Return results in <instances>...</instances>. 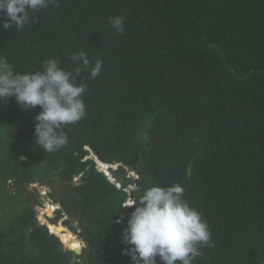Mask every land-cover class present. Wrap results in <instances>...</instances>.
I'll use <instances>...</instances> for the list:
<instances>
[{
	"label": "trees",
	"instance_id": "1",
	"mask_svg": "<svg viewBox=\"0 0 264 264\" xmlns=\"http://www.w3.org/2000/svg\"><path fill=\"white\" fill-rule=\"evenodd\" d=\"M114 16L125 18L123 34ZM79 51L103 67L95 79L77 78L87 84V114L64 126L67 145L45 152L35 143L40 107L0 101V182L12 179L19 192L5 187V197H15L59 174L69 188L60 202L87 252L76 254L85 241L56 224L57 204L52 223L39 215L47 225L27 204L0 224V264H135L122 253L135 207L124 203L130 192L135 202L150 186L172 184L185 188L215 243L192 264H264V0H59L22 30L0 27V55L17 72L49 58L71 69ZM91 152L121 163L110 168L120 187Z\"/></svg>",
	"mask_w": 264,
	"mask_h": 264
},
{
	"label": "clouds",
	"instance_id": "2",
	"mask_svg": "<svg viewBox=\"0 0 264 264\" xmlns=\"http://www.w3.org/2000/svg\"><path fill=\"white\" fill-rule=\"evenodd\" d=\"M49 6L59 7V0H0V27L15 26L17 31L22 30L35 12ZM109 21L115 31L123 34V16L110 17ZM69 59L73 62L71 69L62 68L59 59L49 58L42 62L40 70L21 73L0 55V101L14 97L25 111L40 107L41 111L35 115V143L49 153L70 142L64 126L77 124L87 114L83 100L87 84L77 82V78L87 71L95 79L103 67L102 60L93 64L84 51L70 54ZM90 157L101 160L93 152ZM112 164L106 169L96 166L120 187L121 182L110 168L116 169L121 163ZM131 176L138 178V174ZM184 192L180 184L153 185L144 189L135 202L129 195L124 205L135 207L123 230V241L131 246L130 250H124L135 264H157V257L163 264H192L202 254V248L215 246L207 220L184 199Z\"/></svg>",
	"mask_w": 264,
	"mask_h": 264
},
{
	"label": "rangeland",
	"instance_id": "3",
	"mask_svg": "<svg viewBox=\"0 0 264 264\" xmlns=\"http://www.w3.org/2000/svg\"><path fill=\"white\" fill-rule=\"evenodd\" d=\"M114 166H117V164H115ZM105 167H103V169L107 168V167L106 168ZM101 168H102V166H101ZM129 173L132 175H135V176L137 174L135 170L130 171V172L128 171V174ZM135 179H136V177H135ZM74 181H75V183L79 182V176L74 177ZM25 184L28 187L27 190L21 191L15 197H5V187L11 193H14L16 191L19 192V189H18V187H16V185L14 184L12 179L8 180L4 184V188L1 186V182H0V224L3 227L7 228L11 224V222L13 221L14 216L21 213L26 208L27 204H31L33 209L36 211L37 219H38L39 223L47 224L46 222H41V220L39 218L40 213H43L44 215H46L48 220L52 223V220L54 219V213L56 210L59 209L61 211L62 215H59L58 218L56 217L57 219H59L56 224H58L60 226V230L63 229V230L69 231V232H73V233L78 234V236H80V228L78 226V224H79L78 220H76L75 217L68 215L65 212L62 203L60 202L61 201V194L68 192L69 188H68L66 182L60 177L59 174H55L52 172V173H50V175L43 176V177L41 176L39 178L38 182H36V183L27 182ZM36 184H39L42 187L44 186L45 192L44 193L41 192L42 188H41V190H38L36 188ZM135 187H136L135 184H130V185L128 184L126 188H127V190L131 191V189H133ZM130 199L131 198H129L127 202H129ZM47 201H49L51 203L58 204L59 207L54 212L50 213L49 208L51 207V205L49 203L47 204L46 203ZM42 207H45V210L47 211V213L42 212V209H41ZM64 213H66L67 215ZM64 220H69V223L64 225V223H63ZM53 233L56 234L55 232H53ZM81 238L83 239V237H81ZM85 243H86V241H85ZM87 249H88V245L86 243L84 250H87ZM75 253L76 254H83L84 251H82L80 253H77V252H75ZM122 253L127 254V251L123 250ZM74 260H75V258H73L72 262H74ZM78 260L83 262V260L81 258ZM132 261H133V259L131 256L129 259V262H132ZM128 264H130V263H128Z\"/></svg>",
	"mask_w": 264,
	"mask_h": 264
},
{
	"label": "bare ground",
	"instance_id": "4",
	"mask_svg": "<svg viewBox=\"0 0 264 264\" xmlns=\"http://www.w3.org/2000/svg\"><path fill=\"white\" fill-rule=\"evenodd\" d=\"M95 161L97 162V163H96L97 165H98V164L100 165V166L98 165L100 168H101V166H102V169H103V167H105V166H106V167L109 166L106 162H102V161L98 160L97 158H95ZM106 167H105V168H106ZM41 188H42L41 192L44 193V192H45V187L43 186V187H41ZM45 201H46V200H45ZM46 203H47V204L49 203V204L51 205V207L49 208V212H51V210H52V208L54 207L55 203H51V202H49V201H47ZM58 207H59V206H58V204H57V208H58ZM54 211H55V210H54ZM54 211H53V212H54ZM41 214H43V213H40L39 215H41ZM47 223L50 224V221H48ZM56 234H57V233H56Z\"/></svg>",
	"mask_w": 264,
	"mask_h": 264
},
{
	"label": "water",
	"instance_id": "5",
	"mask_svg": "<svg viewBox=\"0 0 264 264\" xmlns=\"http://www.w3.org/2000/svg\"><path fill=\"white\" fill-rule=\"evenodd\" d=\"M28 160H29V158H28ZM99 160V159H98ZM101 161V160H100ZM110 167H113V164L112 163H107ZM41 185H39V184H36V188L38 189V190H41ZM129 195H130V197H132L133 198V195H132V193L130 192L129 193ZM74 230V229H73ZM50 232H51V230H50ZM53 233V232H52ZM54 234V233H53ZM56 236H58L59 237V239H60V241L63 243V246H64V248H66V249H70V250H72L71 248H69V247H67V245L65 244V242H63L62 241V239H61V237L59 236V235H57V234H55ZM76 235H78V234H76ZM87 251L86 250H84V253H86ZM130 252V251H129Z\"/></svg>",
	"mask_w": 264,
	"mask_h": 264
}]
</instances>
